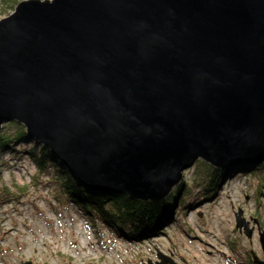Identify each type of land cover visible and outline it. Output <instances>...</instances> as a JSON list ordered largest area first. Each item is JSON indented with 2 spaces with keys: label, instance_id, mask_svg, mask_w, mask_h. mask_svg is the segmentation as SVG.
Masks as SVG:
<instances>
[{
  "label": "water",
  "instance_id": "water-1",
  "mask_svg": "<svg viewBox=\"0 0 264 264\" xmlns=\"http://www.w3.org/2000/svg\"><path fill=\"white\" fill-rule=\"evenodd\" d=\"M9 122L80 185L152 203L197 160H260L264 0H22L0 19Z\"/></svg>",
  "mask_w": 264,
  "mask_h": 264
},
{
  "label": "rangeland",
  "instance_id": "rangeland-1",
  "mask_svg": "<svg viewBox=\"0 0 264 264\" xmlns=\"http://www.w3.org/2000/svg\"><path fill=\"white\" fill-rule=\"evenodd\" d=\"M11 13L0 4V19ZM32 141L16 144L14 154L2 155L0 194L8 201L0 205V264H158L162 260L166 264H246L250 252L264 263L257 232V228L264 232V177L260 173L215 169L223 180L214 204L208 201L174 213L176 223L160 225L158 231L165 230L163 234L126 240L115 237L100 222L88 221L78 208L63 203V196L58 198L48 174L41 173L25 153ZM192 173L191 166L182 172L188 187L193 183ZM239 212L253 229L250 240L234 228ZM80 225L86 240L93 243L84 252L74 233Z\"/></svg>",
  "mask_w": 264,
  "mask_h": 264
},
{
  "label": "trees",
  "instance_id": "trees-1",
  "mask_svg": "<svg viewBox=\"0 0 264 264\" xmlns=\"http://www.w3.org/2000/svg\"><path fill=\"white\" fill-rule=\"evenodd\" d=\"M20 1L22 0H0V4L13 12ZM32 140L18 123L11 122L3 126L0 131V171L3 166V153L18 152L15 148L16 144L27 145ZM32 142V146L26 149L25 153L41 173L48 174L49 183L54 186L53 190L59 196L58 198L63 196V203H70L78 208L85 214L84 217L88 221L100 222L113 230L115 235L126 240L137 241L159 233L163 234L165 230L158 231L161 224L168 222V225H173L176 223L173 219L174 213L186 212L194 206L211 201L223 180L221 176L217 175L215 169L198 160L191 166L193 169L191 186L188 187L187 183L183 181L184 183L179 184L175 191L162 202L141 201L122 193L92 191L80 185L64 164L56 161L58 158L55 155L39 142L34 140ZM236 169L232 172L239 171L244 174L247 171H255L264 177V162L255 170L249 169L245 165ZM232 172L229 173L232 174ZM7 201L4 193L0 194V205Z\"/></svg>",
  "mask_w": 264,
  "mask_h": 264
},
{
  "label": "bare ground",
  "instance_id": "bare-ground-1",
  "mask_svg": "<svg viewBox=\"0 0 264 264\" xmlns=\"http://www.w3.org/2000/svg\"><path fill=\"white\" fill-rule=\"evenodd\" d=\"M9 123H11V122H9ZM7 124H8V123H7ZM2 127H3V126H2ZM2 127H1V129H2ZM263 162H264V158H261L260 160H257V159H256L254 162H243V163L234 164L235 166H233V167H236V168H239V169H240V166L245 165V166L248 167L249 169L255 170V169H258L259 166H260ZM233 167H232V168H233ZM232 168H230V167H226V169H227L229 172H232V171L234 170V169H232ZM236 168H235V169H236ZM236 170H237V169H236ZM252 174H253V173H252ZM183 183H184V182L181 181L180 185L183 184ZM219 187H220V185H219ZM219 187H218V188H219ZM220 191H221V190H220ZM219 193H220V192H219ZM219 193H218V194H219ZM211 202H212V204H214L215 200L212 199ZM81 231H82V227H81V225H80V226H78V227H75V231H74V233H75L76 236H78L79 239H81L83 245H84V246H87V249H90L91 247H93V243H91V242H89L88 240H86L87 237H85V232L82 233ZM68 233H70V232L68 231ZM115 237H117V238H121L120 236H117V235H115ZM100 240H102V239H100ZM112 249H113V248H112ZM113 251H114V249H113Z\"/></svg>",
  "mask_w": 264,
  "mask_h": 264
},
{
  "label": "built area",
  "instance_id": "built-area-1",
  "mask_svg": "<svg viewBox=\"0 0 264 264\" xmlns=\"http://www.w3.org/2000/svg\"><path fill=\"white\" fill-rule=\"evenodd\" d=\"M83 244V243H82ZM84 246V245H83ZM84 249H87V246H84V248H80V250L82 251V252H84ZM91 249V248H90ZM90 249H88V250H90ZM87 253H90L89 251L87 252Z\"/></svg>",
  "mask_w": 264,
  "mask_h": 264
},
{
  "label": "flooded vegetation",
  "instance_id": "flooded-vegetation-1",
  "mask_svg": "<svg viewBox=\"0 0 264 264\" xmlns=\"http://www.w3.org/2000/svg\"><path fill=\"white\" fill-rule=\"evenodd\" d=\"M249 256H250V253H249ZM249 256H248V257L246 256V257H247V262H246V264H252V263H251V260L249 259Z\"/></svg>",
  "mask_w": 264,
  "mask_h": 264
}]
</instances>
